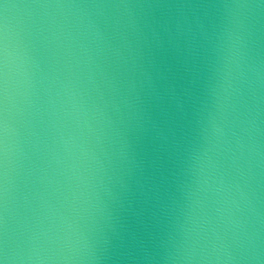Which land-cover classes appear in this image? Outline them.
<instances>
[{
  "label": "clouds",
  "instance_id": "clouds-1",
  "mask_svg": "<svg viewBox=\"0 0 264 264\" xmlns=\"http://www.w3.org/2000/svg\"><path fill=\"white\" fill-rule=\"evenodd\" d=\"M0 264H264V0H0Z\"/></svg>",
  "mask_w": 264,
  "mask_h": 264
}]
</instances>
